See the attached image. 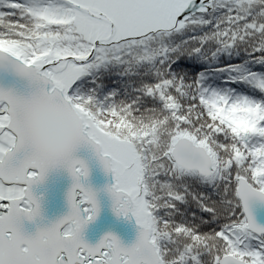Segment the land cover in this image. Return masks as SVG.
I'll return each mask as SVG.
<instances>
[{"label": "snow or ice", "instance_id": "1", "mask_svg": "<svg viewBox=\"0 0 264 264\" xmlns=\"http://www.w3.org/2000/svg\"><path fill=\"white\" fill-rule=\"evenodd\" d=\"M259 209L264 0H0V264H264Z\"/></svg>", "mask_w": 264, "mask_h": 264}, {"label": "water", "instance_id": "2", "mask_svg": "<svg viewBox=\"0 0 264 264\" xmlns=\"http://www.w3.org/2000/svg\"><path fill=\"white\" fill-rule=\"evenodd\" d=\"M90 176L89 181L93 187L97 189H102L105 185L112 183V177L110 174H105L102 170L101 166L97 162H93L90 166ZM49 180L56 181L62 183L63 181H67L66 183L69 185L70 180L66 175L53 174L50 176ZM99 200L101 203V213L99 216L102 217V221L104 223L105 228H102L103 233L106 231H116L115 234L122 236L118 233V231L122 230L121 224L123 222L124 233L123 238H125L127 243H131L135 239L136 235V225L134 220H127L123 217H117L111 210V200L108 195L101 191L99 193ZM257 219L258 222H264V209H259L257 211ZM100 223V222H99ZM86 239L89 242H93L95 239L88 234H85Z\"/></svg>", "mask_w": 264, "mask_h": 264}, {"label": "bare ground", "instance_id": "3", "mask_svg": "<svg viewBox=\"0 0 264 264\" xmlns=\"http://www.w3.org/2000/svg\"><path fill=\"white\" fill-rule=\"evenodd\" d=\"M67 181H63L62 183L49 180L45 187L39 189L40 192L45 194V214L49 219H54L57 216L66 212V204L64 199V193L68 188ZM46 189V191H45ZM100 222V223H99ZM122 230L118 231L120 235L123 236L124 227L123 222L121 224ZM102 228H105L104 223L102 221V217L99 216L98 219L88 226L86 233L89 236L93 237L95 240L92 243H95L104 233ZM116 233V231H114ZM119 236V235H118ZM122 236H119L125 243L126 240Z\"/></svg>", "mask_w": 264, "mask_h": 264}]
</instances>
